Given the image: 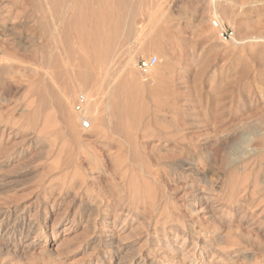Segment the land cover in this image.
Listing matches in <instances>:
<instances>
[{
	"label": "rangeland",
	"instance_id": "1",
	"mask_svg": "<svg viewBox=\"0 0 264 264\" xmlns=\"http://www.w3.org/2000/svg\"><path fill=\"white\" fill-rule=\"evenodd\" d=\"M140 1L131 33L108 20L112 55L92 63L102 94L131 95L134 59L146 94L129 136L103 103L106 134L81 127L94 81L71 130L56 103L86 0H0V264H264V0Z\"/></svg>",
	"mask_w": 264,
	"mask_h": 264
},
{
	"label": "bare ground",
	"instance_id": "2",
	"mask_svg": "<svg viewBox=\"0 0 264 264\" xmlns=\"http://www.w3.org/2000/svg\"><path fill=\"white\" fill-rule=\"evenodd\" d=\"M68 0H66L67 2ZM93 0H86V4L85 6H83L82 8L78 9L77 11L74 12V21H76V28H75V32L76 34V41L73 42L72 47L70 48V51H67V57L63 59H67L68 61L71 60L72 63L74 62V67L72 68H68V65H70L69 63H67L68 65H66V62H64L65 64V70L63 72V76L65 75L64 73L66 72L67 74H69L67 72L70 71V75L66 76L69 78V82L67 83V81L65 82L66 79H64V83L67 85L64 86V89H60L61 91H59V98L57 101V98L55 99V102L59 105H57L60 108V112H61V117L65 120L66 123V129L71 130L73 125L75 124V120H76V115L74 112V106H73V98L75 97V94L77 93V90L79 89H84V87L88 84H92V82L96 81V72H95V67L92 66L93 62L96 61H105L107 58L111 57L112 55V44L114 42V38L113 35L118 33V29H113V31H108V26H107V22L110 18H112L115 14V12H117L120 15V23L124 24L125 30L127 29L128 33H131L134 29V26L131 24V18L134 16L135 14L138 13L140 11V9L138 10L137 6L140 5H136L140 0H138V2L136 0H100L98 7L95 8L93 6V4L91 3ZM61 2V1H60ZM141 2V1H140ZM62 3V2H61ZM71 3V2H70ZM139 4V3H138ZM142 5V4H141ZM71 6V5H69ZM138 10V12H137ZM126 13V14H124ZM137 16V15H136ZM125 17L124 20H122L121 18ZM102 18V24L100 23H96L95 28L93 27V29L90 27L91 25H93L94 20L96 19H100ZM220 18V17H218ZM119 23V24H120ZM120 30H121V24L119 25ZM124 30V28L122 29ZM77 46V48H75V46ZM54 47V46H53ZM53 50H55L54 48H51ZM67 48H65L63 51L65 53V50ZM48 50V49H47ZM46 50V51H47ZM6 51V50H5ZM44 51V50H43ZM49 51H51L49 49ZM4 52V50H3ZM7 52V51H6ZM54 53V51H51ZM63 53V54H64ZM7 53H2L0 51V63L4 61H7L6 58L4 57ZM9 55V53H8ZM49 55V54H48ZM7 56V55H6ZM66 56V55H65ZM129 56V55H128ZM49 57H52L49 55ZM55 57V56H54ZM36 58V57H35ZM130 58V57H129ZM8 59V58H7ZM56 59V58H55ZM11 60V59H10ZM53 60V62H51ZM52 60L50 61L51 64L54 63V59L52 58ZM57 60V59H56ZM55 60V61H56ZM9 61V59H8ZM41 62V61H40ZM58 62V60H57ZM56 62V63H57ZM5 63V62H4ZM52 68L54 67L53 65H51ZM59 64V63H58ZM56 64V65H58ZM9 65V64H8ZM55 65V66H56ZM134 65H135V61L134 59L130 58L127 61V71L124 72L126 73L124 76L125 77V81H128L131 83V85H133V89L137 88L139 93H134L131 92L130 93H134V94H129L128 91L124 90L121 93V90L123 87H121V83L116 85V83L113 85H111L110 88V92L105 94H102L99 89L101 87V85L103 84V79H100L101 81V85L100 87H98L96 82L95 86L93 85V88L91 87L90 91L87 92L89 96L88 97V102H86V105L84 107V111L81 112L80 117L81 118H77L79 119L78 121L82 120V118L86 117L91 121V129L93 128H99L98 131L100 130V132H103L106 134V132L108 131V127L106 126L105 123V117H106V110H108L107 108H109V110L111 111V116H110V120L112 121L113 119L117 120L116 123L111 124L113 125V127L111 126V128H113L111 130V132L114 131L115 135H121L122 133L126 134V132L128 133L127 135H129L130 133H132V131L134 129H136V127H133L131 125H129L130 121H126L127 126L124 125V122L122 121L123 117H125V115H127L135 102H137L138 97H143L145 98V87H143V84L141 82V80H139V77L136 76L137 74H135L134 71ZM10 67V66H9ZM124 67V66H123ZM1 68V66H0ZM51 68V67H50ZM55 68V67H54ZM53 68V69H54ZM57 68V67H56ZM76 68V69H75ZM4 69V67H3ZM52 69V70H53ZM58 69V68H57ZM62 66H61V70H62ZM1 70V69H0ZM49 73L51 76H53V73H56L54 70ZM59 70V72L61 71ZM58 72V71H57ZM59 73H57L58 75ZM62 74V73H61ZM60 74V75H61ZM124 74V73H123ZM56 76V75H55ZM64 76V77H65ZM62 78V76H60ZM65 77V78H66ZM56 78V77H54ZM55 79H53L54 81ZM63 80V79H62ZM92 81V82H91ZM55 83V82H54ZM99 83V82H98ZM95 87V88H94ZM98 87V89H97ZM88 89V87H85ZM132 89V88H131ZM130 89V90H131ZM48 90V89H47ZM92 90V91H91ZM52 93V92H51ZM83 94V93H82ZM152 94V92H151ZM155 94V92H154ZM50 95V94H49ZM48 96V95H47ZM51 96V95H50ZM54 96V95H53ZM77 96V95H76ZM106 96H109V98L107 99V101H105V103L102 101L104 100V98ZM78 98V97H77ZM45 101V100H44ZM52 101V100H51ZM48 102V101H47ZM52 103V102H51ZM105 104L107 106V108L105 107ZM53 104V103H52ZM55 104V103H54ZM103 106H102V105ZM136 104V103H135ZM102 106L101 109H106L104 110L106 113L103 114L104 112L102 111L103 115H100V107ZM76 106V104H75ZM58 112V113H60ZM109 113V112H108ZM107 113V114H108ZM105 115V116H104ZM109 115V114H108ZM107 115V116H108ZM114 117V118H113ZM107 118V117H106ZM108 121V120H107ZM81 122V121H80ZM114 122V121H113ZM108 124V122H107ZM132 124V123H131ZM109 125V124H108ZM158 125V124H157ZM164 125V124H163ZM142 126V125H141ZM149 126L151 127V125L149 124ZM156 127V125H155ZM163 127H166L165 125ZM96 128V129H97ZM141 127H138L137 129H139ZM147 128V127H146ZM170 128V126H169ZM172 128V127H171ZM170 128V129H171ZM94 129V131L96 130ZM136 129V130H137ZM166 129V128H165ZM107 130V131H106ZM148 130V129H147ZM135 131V130H134ZM133 131V132H134ZM151 131V130H150ZM145 132V131H144ZM170 132V130H169ZM174 132V131H173ZM102 133V134H103ZM150 133V132H149ZM156 133V132H155ZM165 133V132H164ZM122 134V135H123ZM137 134V133H136ZM139 134V133H138ZM142 134V133H141ZM158 134V133H157ZM146 135V134H144ZM170 135V134H169ZM108 135H105V138ZM131 136V134L129 135ZM135 136V135H134ZM117 137V136H116ZM123 137V136H122ZM159 137V136H158ZM165 137V136H164ZM163 137V138H164ZM167 137V135H166ZM165 137V138H166ZM108 138V137H107ZM168 138V137H167ZM170 138V137H169ZM158 139V138H157ZM79 140V139H78ZM77 140V141H78ZM173 140V139H172ZM259 141V140H258ZM132 141H130L129 143H131ZM77 143H80V141H78ZM263 144V143H262ZM78 145V146H79ZM257 145V144H256ZM264 145V144H263ZM132 146V145H131ZM258 147V146H257ZM125 148V147H124ZM141 148V147H140ZM144 148V147H143ZM129 149V148H128ZM259 152V151H258ZM262 152V150H261ZM137 154V153H136ZM261 154V153H260ZM96 155V154H95ZM249 155V154H248ZM144 156V155H143ZM247 156V155H246ZM264 157V156H263ZM248 158V157H247ZM257 158V157H256ZM151 159V158H150ZM149 159V160H150ZM254 159V158H253ZM264 159V158H263ZM148 160V159H147ZM158 161V160H157ZM151 162V161H150ZM158 163V162H157ZM156 163V166H157ZM252 163V162H250ZM249 163V164H250ZM263 163V162H262ZM248 164V165H249ZM155 165V164H154ZM247 165V164H246ZM245 165V166H246ZM244 166V165H243ZM154 167V166H153ZM240 167V166H239ZM150 168V167H149ZM246 168V167H245ZM151 170V169H150ZM148 172V171H146ZM252 172V171H251ZM256 172H260V171H256ZM235 173V172H234ZM249 173V172H248ZM149 174V173H148ZM245 174V173H244ZM247 174V173H246ZM144 175V174H143ZM240 175V174H239ZM250 176V175H249ZM248 176V177H249ZM257 176V174H256ZM262 176V175H261ZM235 178V177H234ZM247 178V176H246ZM251 179V178H249ZM240 180V179H239ZM262 180V179H261ZM141 181V180H140ZM248 181V180H247ZM264 181V179L262 180ZM137 181L135 180V183ZM236 182V181H234ZM259 182V181H258ZM148 183V182H147ZM256 183V182H255ZM263 183V182H262ZM254 184V183H253ZM257 184V183H256ZM132 185V184H131ZM135 185V184H134ZM245 185V184H244ZM248 185V184H247ZM228 186V185H227ZM243 186V184H242ZM132 187V186H131ZM142 187V186H141ZM239 188V187H238ZM258 188V187H257ZM131 189V188H130ZM229 189V187H228ZM247 189V187H246ZM249 189V188H248ZM254 189V188H253ZM247 191V190H246ZM245 191V192H246ZM260 191V190H259ZM263 191V190H262ZM256 191L254 190V192H251L252 197L253 194ZM258 192V191H257ZM130 193V192H129ZM137 193V192H136ZM144 194V192H143ZM256 194V193H255ZM239 195V194H238ZM245 195V194H244ZM258 195V194H257ZM254 196V197H257ZM260 195V194H259ZM131 197V196H130ZM238 197V196H237ZM253 197V198H254ZM251 198V199H253ZM120 199V198H119ZM139 199V198H138ZM235 199V198H234ZM248 199V198H247ZM254 200V199H253ZM264 200V199H263ZM124 201V200H123ZM255 201V200H254ZM253 201V202H254ZM258 201V200H257ZM153 202V201H152ZM155 202V201H154ZM262 202V201H261ZM114 203V202H113ZM145 203V202H144ZM230 203V202H229ZM110 204V203H109ZM143 205V204H142ZM148 205V204H147ZM138 206V205H137ZM254 206V205H253ZM114 207V206H113ZM252 207V206H251ZM154 208V207H153ZM257 210V209H256ZM117 211V210H116ZM264 213V212H263ZM228 236V235H227ZM230 237V235H229ZM230 241V240H229ZM231 242V241H230ZM232 243V242H231ZM236 245V244H235ZM231 248V246H229ZM236 247V246H235ZM234 248V247H233ZM241 249V248H240ZM231 251V250H229ZM236 252V251H234ZM236 254V253H235ZM240 254V253H239ZM230 256V255H228ZM223 259V258H222ZM259 263V262H258ZM254 264V263H253Z\"/></svg>",
	"mask_w": 264,
	"mask_h": 264
},
{
	"label": "built area",
	"instance_id": "3",
	"mask_svg": "<svg viewBox=\"0 0 264 264\" xmlns=\"http://www.w3.org/2000/svg\"><path fill=\"white\" fill-rule=\"evenodd\" d=\"M213 27L218 29L220 31V36L223 39H227L228 37V33L222 29L221 24L214 20L212 21ZM158 64V57L157 56H151L148 57L146 59H141L139 60V62L137 63V67L139 68V70H141L144 73H148L149 71H151L156 65ZM87 99L86 96L84 94H80L77 98V103L75 106V109L78 113H81L84 111V107L86 105ZM91 125V122L88 118L84 117L81 120V127L83 129H89Z\"/></svg>",
	"mask_w": 264,
	"mask_h": 264
}]
</instances>
